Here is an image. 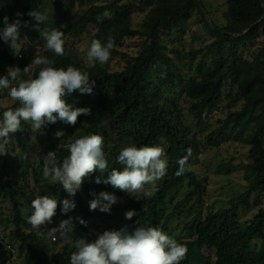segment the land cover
Segmentation results:
<instances>
[{"label":"trees","instance_id":"trees-1","mask_svg":"<svg viewBox=\"0 0 264 264\" xmlns=\"http://www.w3.org/2000/svg\"><path fill=\"white\" fill-rule=\"evenodd\" d=\"M88 1L78 0L79 6L84 7ZM199 1L129 0L126 4L112 2L91 7L83 15L69 18L66 26L58 29L64 33L63 40L81 34L90 27L95 29L94 39L100 40L102 44H106L109 35L114 37L115 47L110 52L109 61L105 63L107 66L119 55L118 48L125 39L140 37L145 39L146 44L129 66L117 73H110L99 62L95 68H86L67 49L63 56H56L49 50L46 57L56 61L54 67L66 69L71 65L87 71L90 80H95V85L91 94H82L77 90L68 96L73 108H90L91 115L79 116L75 126L58 120L55 124L47 125V132L53 134L66 125L68 130L79 133L80 137L89 134L101 135L104 145L107 142L111 144L108 153L109 170H122L123 165L117 162L122 146L132 143L137 147L162 146L167 159L166 175L159 180L157 191L150 198L140 195V200L130 199L128 210H136L137 215L128 219V231L131 233L138 226L157 227L172 237L169 225L176 218H182V213H192L191 209L186 208L194 199L199 207L198 212L184 224L183 232L195 239L184 242L187 253L180 264H205L200 253L204 248L215 252V264H264V208L260 207L249 224H242L240 215L241 208L258 206V197L264 196V48L251 60L244 58L240 52L243 45L252 42L260 34V28L264 25L260 24L261 21L264 22V3L263 0H226L227 26L218 28L207 21ZM0 6L13 16V21L19 19L22 22L18 41L20 54L15 55L9 43L0 51V77L6 76L13 68H19L18 79L10 82V88L16 86L20 79H33L38 75L42 66H36L32 73L30 70L25 73L23 69L32 65L37 57L38 47L44 44L43 34L56 28V24L46 20L40 24L39 31L32 27L35 21L28 13L31 10L44 13L43 0H0ZM142 8L149 11L142 28L136 30L133 28V14ZM106 10L112 13V18L103 19L101 22L97 17ZM196 10L200 12L209 33L215 38L207 47L208 54L213 57L210 65L203 62L198 64L197 77L185 79L179 74L174 59L167 52L162 34L181 29ZM228 82L239 91L237 96H233L231 91L228 97L233 105L244 102L243 108L230 114L222 129L210 135L207 141L212 146H219L225 138L235 142L245 140L251 147L249 169L253 177L247 191L231 200L229 207L217 211L210 207L204 215V186L191 168L202 144L199 121L201 114L217 109ZM178 95L185 96L190 101V112L197 121V127L186 124L180 104L175 100ZM17 107H20L19 101L2 109L0 119L4 111L15 110ZM21 127L24 129L22 133L9 134L7 151L10 142L17 138L24 153L30 152L25 142L30 126L27 121H22ZM227 131H230L229 135L226 134ZM188 149L191 150V155L188 156L186 167H190L191 171L177 176V161L188 155ZM49 151H55L60 162L70 154L69 149H62L55 144L50 146ZM41 166L43 167V161ZM31 169L29 158L15 166L10 163L8 154L0 155V194L3 189L7 191L1 199L8 200L12 205V220L6 222L14 225L10 232L11 239L19 246L24 264H49L50 255L32 245V241L38 240V236L23 216L22 201L30 200ZM103 178H107V173ZM186 183L192 191L176 201L174 194ZM44 187L47 190L45 195L58 200L56 214L59 223L69 217L73 219V231L69 233L73 242L80 237L87 240L91 234H103L98 218L89 212L81 194L77 192L74 197H70L68 193L62 194L64 190L59 182ZM81 188L83 194L91 200L100 193V189L87 177ZM101 188L114 195L120 191L104 183H101ZM65 197L72 198L76 205L67 214L61 212ZM252 199L256 204L252 203ZM172 203L173 209L168 212L167 207ZM144 206L147 211H141ZM80 219L86 221V225L81 224ZM4 223L5 221L0 222L2 225ZM6 228L8 226L4 228L7 231ZM27 230L32 232L27 233ZM63 242L62 238L53 244L50 241L55 247L62 246L61 253L54 256V261L56 264H71L70 256L76 249L72 243L64 245ZM8 259L7 252L0 247V264H6Z\"/></svg>","mask_w":264,"mask_h":264},{"label":"clouds","instance_id":"clouds-1","mask_svg":"<svg viewBox=\"0 0 264 264\" xmlns=\"http://www.w3.org/2000/svg\"><path fill=\"white\" fill-rule=\"evenodd\" d=\"M19 15V14H18ZM28 15L35 23L34 30L39 31V26L48 19L47 13L31 10ZM112 13L105 11L97 17L101 22L103 19H111ZM19 19L8 22L4 17V28L0 31V37L9 43L15 55L20 54V27ZM27 23V22H23ZM63 26V25H62ZM46 48L56 56L65 54L64 33L56 28L45 32ZM115 47L114 37L109 35L106 44L98 39H93L87 49L85 67L95 68L97 62L101 65L110 59V52ZM56 61L47 57H36L32 65L26 66L23 71L29 72L31 66L40 67L38 75L33 79H20L17 86L11 87L9 96L13 101H19L20 107L8 109L3 112L0 119V155L8 154L6 145L9 143V134L22 131L21 122L31 121L32 128L42 131L46 125L55 124L58 120L65 124L75 126L78 117L91 115L90 108H73L66 103L65 97L74 91L82 94H91L95 80H90L87 71L69 65L66 69L54 67ZM19 68L8 71L4 77H0V88H9L11 81H17ZM11 78V80L9 79ZM55 138L65 136L63 130L55 132ZM191 138V137H189ZM188 155L179 159L177 176L191 171L186 167ZM69 155L60 162L55 151H49L43 155L42 174L44 179L50 183L59 182L70 197H74L81 188L84 179L96 171L95 183L110 184L134 196L140 200L150 198L153 191L147 190L145 185L155 187L156 181L162 179L167 171V159L165 149L158 145H144L137 147L134 143L122 146L117 157V162L123 165L122 170L112 168L109 170L108 161L104 152V138L99 134H89L76 138L69 145ZM107 178L104 179V174ZM117 197L108 192H100L96 198L89 202L90 210L99 209L101 212H110L112 205L117 203ZM58 200L48 195L35 196L31 201L32 214L28 222L36 231H41L42 226L52 223L56 215ZM76 207L75 202L70 199L62 201L61 212L67 214ZM141 211H147L144 206ZM137 215L136 210L125 212L126 219H132ZM79 219V218H78ZM81 224L86 221L80 219ZM73 231L72 218L61 220L57 227L47 231V235L56 238L59 236L68 243H72L76 251L70 256L71 264H180L185 258L187 248L178 243L174 238L157 227H136L131 233L127 226L119 230H106L100 234L94 242H88L80 237L71 241L69 233Z\"/></svg>","mask_w":264,"mask_h":264},{"label":"rangeland","instance_id":"rangeland-1","mask_svg":"<svg viewBox=\"0 0 264 264\" xmlns=\"http://www.w3.org/2000/svg\"><path fill=\"white\" fill-rule=\"evenodd\" d=\"M44 1V13H47V22L55 23L56 29L65 27L68 23L69 18L75 15H83L89 8L94 6H102L112 2H121V4L129 3V0H89L84 7L79 6L78 0H43ZM203 12L209 23L217 26L218 28H224L227 26L226 13L228 6L226 0H200ZM264 3V0H263ZM206 7V10L204 9ZM149 9L142 8L134 12L133 14V28L140 30L145 21V17ZM4 17H8V22H13V16L8 14L0 6V31L4 28ZM264 22L261 21L260 24ZM259 24V25H260ZM63 25V26H62ZM95 29L93 27L87 28L83 33L76 34L75 36L69 37L64 40V48L73 53L77 59L85 64L87 49L94 39ZM44 38V35H43ZM215 38L209 33L206 27V21L198 10L193 14V17L183 25L179 30L174 29L172 32H164L162 34V41L164 46L167 48V52L174 59L176 69L179 74L185 78L190 79L197 77V66L201 62L205 65L212 63V57L208 54L207 47L214 42ZM7 42L0 37V51H2L7 45ZM146 44L145 39L140 37L127 38L123 41L122 46L118 48L119 55L115 56L114 59L107 64L102 66L107 67L110 73L121 72L126 69L132 62L141 49ZM264 48V25L260 28V34L252 42L246 43L240 49L241 54L244 58L251 60ZM49 50L46 48V40L44 44L38 47L37 57H46V53ZM36 66H32L30 71H34ZM17 86V85H16ZM14 87V86H12ZM10 88H0V111L4 108L15 105L16 101H13L9 96ZM233 92V96L238 95V90L231 87L228 82L225 87V94L218 105L217 109L212 112H204L201 114V138L202 144L200 145L199 155L192 164L191 168L197 175L198 179L204 186V198H203V210L204 215L207 214V210L213 207L215 211L229 207V202L234 198L244 194L249 185L252 182L253 174L250 171V146L243 140L235 142L229 139H223L219 146H212L207 138L213 133L222 129L225 120L230 114L240 111L243 108L244 102H240L238 105H233V102L228 97L230 92ZM182 94V93H181ZM66 103L70 104L71 99L65 97ZM176 102L180 104L181 110L184 115L186 124L197 127V121L194 115L190 112L191 103L185 96L178 95ZM30 126V132L25 136V142L30 148L29 153H24L23 147L21 146L19 139H13L9 145L8 157L12 165H18L22 160L29 158L32 169L29 170V201L23 200V216L28 220V217L32 214L31 201L35 199L37 194L45 195L46 188L44 185L50 184V182L44 179L42 174L43 167L41 166L42 157L48 152L51 145L55 144L62 149H69V145L74 142L76 138L80 137L79 133L68 130L66 125L62 126L61 129L65 132V136L60 139L55 138V133L49 134L47 132V125L42 131H37L32 128L31 121H27ZM18 131L19 133L23 132ZM227 135L230 131H227ZM243 138V137H242ZM245 139V137H244ZM111 149L110 142L104 145L105 157L109 164L108 153ZM23 170V169H22ZM100 175L99 171L94 172L87 178L91 180L94 186L100 189V192H104L101 188V183L96 184L95 178ZM157 185L159 180L156 181L155 187L152 185H145L147 190L153 192L157 191ZM45 189V190H44ZM192 190L188 187V183L182 186L178 192H176V201H180L186 197ZM83 196V200L86 203L89 212L91 211L99 220L103 232L106 230H119L124 226H128L129 220L125 218V212L128 210V203L130 199H135L134 196L129 195L124 191H117L116 197L117 203L112 205L110 212H101L99 209L90 210L89 202L91 199L83 194L82 188L77 191ZM67 192L63 191L62 194ZM7 191L3 189L0 194V222L5 221L2 225L4 228L8 226V237L11 239V230L14 229V225L6 221L12 220V205L8 200H2V196H5ZM135 196L143 195L141 193H134ZM64 199L73 200L70 197ZM63 199V200H64ZM258 206H252L250 208H241V222L242 224L251 223L255 216L258 214L260 207L264 208V196L258 197ZM252 203L255 200L252 199ZM170 204L168 212L172 211V205ZM198 206L193 201L188 205L186 210L191 209V214L182 213V218H176L169 225V231L171 232L172 238L178 243L194 240L195 237L186 234L183 226L186 222L194 218L196 212H198ZM7 223V225H6ZM73 223V219H72ZM59 225L57 214L52 218V223L47 226H42L41 231L33 230L38 240L32 241V245L37 249L46 252L50 256H55L61 253L62 246L55 247L50 243V237L47 235V231L53 227ZM27 233L32 232L27 230ZM98 238V235L91 234L87 237L88 242H94ZM13 240V239H11ZM202 257L205 260V264H215L216 254L214 251L204 248L200 251Z\"/></svg>","mask_w":264,"mask_h":264},{"label":"built area","instance_id":"built-area-1","mask_svg":"<svg viewBox=\"0 0 264 264\" xmlns=\"http://www.w3.org/2000/svg\"><path fill=\"white\" fill-rule=\"evenodd\" d=\"M59 240H61L59 236H57L56 238H53L52 236L50 237V241L52 244ZM71 241L73 240L71 239ZM63 243L64 245L70 244L66 242L65 240ZM0 247L3 248L8 254L9 259L6 264H24L23 258L19 251V246L14 241L9 239L8 231L4 229L2 224H0ZM49 264H56L54 261V256L53 257L50 256Z\"/></svg>","mask_w":264,"mask_h":264},{"label":"water","instance_id":"water-1","mask_svg":"<svg viewBox=\"0 0 264 264\" xmlns=\"http://www.w3.org/2000/svg\"><path fill=\"white\" fill-rule=\"evenodd\" d=\"M210 25H211V26H213V24H212V23H210ZM248 31H249V30H248ZM248 31H247V32H245L243 35H245L246 33H248ZM238 37H240V36H238Z\"/></svg>","mask_w":264,"mask_h":264}]
</instances>
